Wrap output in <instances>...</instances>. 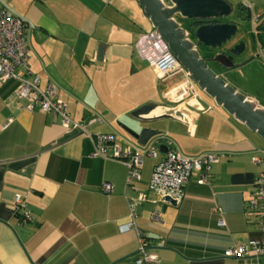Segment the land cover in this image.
<instances>
[{"label": "crops", "instance_id": "crops-1", "mask_svg": "<svg viewBox=\"0 0 264 264\" xmlns=\"http://www.w3.org/2000/svg\"><path fill=\"white\" fill-rule=\"evenodd\" d=\"M0 3L31 24L27 77L38 76L42 88L55 84L71 116L90 132L138 144L127 131L140 128L132 111L165 100L167 88L177 81L161 82L136 51L150 23L138 0ZM245 3L256 39L250 55L261 53L257 57L264 66V0ZM102 43L104 58L98 60ZM17 84L0 81V264H135L140 241L125 195L128 167L93 156L91 139L67 132L60 118L38 107L23 108L25 101L14 98ZM246 95L259 102L256 95ZM178 105L185 107L184 102ZM162 111L154 109L145 125L167 135L188 156L214 152L219 160L212 164L208 183H199L194 172L181 200L172 204L149 188L154 167L165 154L158 148L156 157L144 153L142 179L128 194H149L151 200L142 202L135 221L148 236L158 264H264V255H225L230 246L262 237L261 217L247 203L263 168L253 157L264 158V140L201 97L198 106L185 110L190 124L164 119ZM105 182L113 185L108 194L102 190ZM17 194L27 202L28 220L22 217L23 208L15 207ZM154 210L160 221L151 219Z\"/></svg>", "mask_w": 264, "mask_h": 264}, {"label": "built area", "instance_id": "built-area-1", "mask_svg": "<svg viewBox=\"0 0 264 264\" xmlns=\"http://www.w3.org/2000/svg\"><path fill=\"white\" fill-rule=\"evenodd\" d=\"M31 24L29 21L10 10L5 5H0V81L5 83L10 80L17 81L14 98L25 101L23 108L30 111L37 107L54 117L61 119L63 126L69 133H80L89 137L94 145L93 156H100L123 162L128 167V175L125 185L130 216L131 227L137 230L140 247L135 264H158L157 256L151 251L148 236L136 225V217L142 202L151 200L147 192L139 191L138 195H129V190L138 189L137 183L142 179L144 153L156 157L158 155L157 143L165 140L169 150L165 158L158 163L153 170L150 190L166 201L170 197L179 202L184 195L185 187L194 172L198 173V182L208 183L212 177V164L219 160V155L214 152L202 153L199 156H188L182 153L167 135H159L151 140L146 146L135 143H121L115 134L90 132L86 125L75 120L68 110L67 103L59 96L55 84L50 83L45 88L40 85V79L35 76L29 79L28 59L30 53L29 33ZM136 51L143 59L153 67L156 76L163 82H169L180 76L176 82L166 90V99L175 105L177 109H190L199 104V90L193 81L190 72L181 64L177 56L171 50L161 33L155 29L140 34L136 42ZM184 102L185 107L178 104ZM179 120L191 123L184 115ZM94 121L103 122L101 117H94ZM112 152H109V149ZM255 163L263 166L256 177L254 189L247 203L250 212L261 217L259 231L262 237L252 239L247 243L233 245L226 249L228 257L255 256L258 259L264 255V158L259 155L253 157ZM104 193H110L113 185L105 182L102 188ZM15 207H22V217L26 220L31 218L27 202L21 194L14 198ZM153 221H160V212L154 210L151 214ZM259 264V263H257Z\"/></svg>", "mask_w": 264, "mask_h": 264}, {"label": "water", "instance_id": "water-1", "mask_svg": "<svg viewBox=\"0 0 264 264\" xmlns=\"http://www.w3.org/2000/svg\"><path fill=\"white\" fill-rule=\"evenodd\" d=\"M138 2L148 16L153 29L161 33L181 64L190 72L198 88L205 91L218 106L223 107L230 115L244 123L264 140V106L229 84L209 64V60H212L225 69H233L261 53L254 54L243 62H235L233 57H241L247 49L245 39L229 45L240 30V24L236 21L197 26L194 30L197 42L189 37L188 29L184 28L176 17L180 15L193 20L221 19L233 12L232 3L228 0H138ZM199 42L213 50L229 46L226 52L218 51L208 59L202 56L198 48ZM104 53L105 44L102 43L99 46L98 60H103ZM196 106L198 104L194 107ZM157 107L163 108L159 114L160 117L178 118L185 115V110L177 109L175 105L152 101L133 110L132 115L138 119L140 128L128 127L127 131L140 146H146L161 133L160 130L145 125L153 118L150 114ZM157 148L166 156L170 147L160 140ZM166 201L172 204L177 203L170 197H166Z\"/></svg>", "mask_w": 264, "mask_h": 264}, {"label": "rangeland", "instance_id": "rangeland-1", "mask_svg": "<svg viewBox=\"0 0 264 264\" xmlns=\"http://www.w3.org/2000/svg\"><path fill=\"white\" fill-rule=\"evenodd\" d=\"M228 1L231 2L233 5V12L229 16L222 18V20L223 21H236L240 24L239 33L234 37L233 42L229 43V45L236 43L239 40L245 39L247 41V49L245 50L242 57L246 58L252 53L254 49H256V46L254 47L251 46L253 42H256V39L251 34L254 23L252 19L251 20L240 19L238 16V12H239V3L244 2V1L248 3L250 0H228ZM0 5H3V4L0 3ZM176 17L178 18L180 24L184 25L185 27L189 26L190 19L184 18L180 15H177ZM152 29L153 27L151 23L149 22L146 23L145 31L148 32ZM229 45H227L226 48ZM251 56L252 55H250L249 58ZM259 59L260 58L255 57L254 59L249 60L248 62L244 63L240 67L233 68V69H225L224 67H221L219 64L213 63V62L210 63V66L213 67L217 73L218 71H221L222 69L227 70L228 71L227 74L226 73H221V74L218 73V74L223 76L229 84H231L233 87H235L242 93H245V94L250 93V94L256 95L257 98L259 99V102L261 104H264V66L261 65V63L259 62ZM179 78L180 76L176 77L175 80ZM165 85H168V83H166ZM198 90H199V95L201 97V100L204 103L206 102L215 103V101L209 95H207L205 91L199 88ZM158 103L171 104L168 101V99L160 100ZM162 119H156L155 121L159 122ZM164 119H166V117H164ZM262 260L264 262V257Z\"/></svg>", "mask_w": 264, "mask_h": 264}, {"label": "flooded vegetation", "instance_id": "flooded-vegetation-1", "mask_svg": "<svg viewBox=\"0 0 264 264\" xmlns=\"http://www.w3.org/2000/svg\"><path fill=\"white\" fill-rule=\"evenodd\" d=\"M178 19V18H177ZM190 21V24H189V26H187V27H185L184 25H182L183 27H185L186 29H188V31H189V37L190 38H192V39H194V40H196V38H195V35H194V30H195V28L197 27V26H199V25H203V24H207V23H216V22H222L223 20H222V18L221 19H212V20H193V19H190L189 20ZM197 41V40H196ZM198 42V41H197ZM198 48H199V50H200V52H201V54H202V56H205V57H207L208 59L209 58H211L215 53H217L218 51H227V48L226 47H223V48H221V49H219V50H213V49H211V48H208V47H206L205 45H203L202 43H198ZM229 53V52H228ZM234 59H235V62H237V63H240V62H243V61H245L247 58H249V56L248 57H246V58H244V57H236V56H234L233 57ZM213 61L212 60H209V64L210 63H212ZM213 63H215V62H213Z\"/></svg>", "mask_w": 264, "mask_h": 264}, {"label": "trees", "instance_id": "trees-1", "mask_svg": "<svg viewBox=\"0 0 264 264\" xmlns=\"http://www.w3.org/2000/svg\"><path fill=\"white\" fill-rule=\"evenodd\" d=\"M238 16L240 19H245V20H250L252 18L251 9L245 2L239 3Z\"/></svg>", "mask_w": 264, "mask_h": 264}]
</instances>
